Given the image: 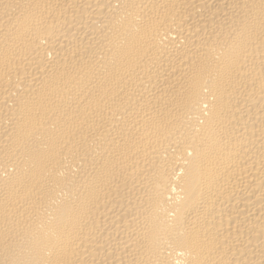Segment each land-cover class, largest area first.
<instances>
[{
    "label": "bare ground",
    "instance_id": "bare-ground-1",
    "mask_svg": "<svg viewBox=\"0 0 264 264\" xmlns=\"http://www.w3.org/2000/svg\"><path fill=\"white\" fill-rule=\"evenodd\" d=\"M0 264H264V0H0Z\"/></svg>",
    "mask_w": 264,
    "mask_h": 264
}]
</instances>
